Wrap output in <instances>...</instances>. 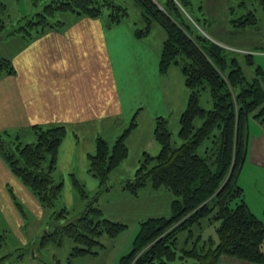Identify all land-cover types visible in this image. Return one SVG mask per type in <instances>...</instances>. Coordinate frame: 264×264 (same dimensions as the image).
Segmentation results:
<instances>
[{"label": "trees", "instance_id": "1", "mask_svg": "<svg viewBox=\"0 0 264 264\" xmlns=\"http://www.w3.org/2000/svg\"><path fill=\"white\" fill-rule=\"evenodd\" d=\"M142 9L144 27L137 28L138 37L150 33L158 23L166 31L159 60L160 72L180 67L188 102L180 116L179 141L174 144L168 119H156L155 138L160 144L157 154L144 152L133 178L125 179L123 187L138 196L150 184L153 190L167 188L174 194L170 214L148 216L139 221V229L131 249L119 259V264H174L178 257V233L189 236L198 228L194 244L180 248V258L189 264H221L223 257L252 263H264V223L250 209L244 197L238 174L247 154L248 119L256 118L264 128V68L257 65L249 77L239 54L209 37L201 18L190 11L191 0H136ZM264 11V0H257ZM40 7L32 16L17 20L11 29L27 39L64 24L53 19L58 12L76 16L103 17L108 24L123 21L125 6L115 0H31ZM243 4V2H241ZM108 15L104 16V9ZM230 14L228 23L242 29L259 23L254 10ZM3 19L0 16V31ZM217 32V31H216ZM211 35V34H210ZM245 63L254 65L253 55L245 53ZM9 57H0V74L13 73ZM210 91L211 108L201 104L202 93ZM134 114L127 127L109 141L96 139V149L89 154V171L99 180V189L89 198L84 184L72 176L74 187L87 199L84 210L74 216L56 202L63 194V181L57 179L58 149L67 128L61 124H35L33 141H25L8 130L0 133V155L11 171L26 185L40 202L48 228L41 234L39 245L49 242L63 244L64 238L73 241L68 257L73 259L98 256L105 247L101 238L106 234L115 239L127 224L104 215L99 204L103 191L110 188L112 171L119 167L129 153L128 136L137 126ZM15 199L14 193L11 192ZM16 205L20 206L16 200ZM235 203V204H234ZM218 240L203 239L204 226L214 224ZM202 239V244L199 240ZM2 257L1 264L22 263L24 251ZM141 252L140 254H138ZM33 257V254L31 255ZM39 264H50L46 261Z\"/></svg>", "mask_w": 264, "mask_h": 264}, {"label": "crops", "instance_id": "2", "mask_svg": "<svg viewBox=\"0 0 264 264\" xmlns=\"http://www.w3.org/2000/svg\"><path fill=\"white\" fill-rule=\"evenodd\" d=\"M39 9L31 0H0L1 47L15 70L0 74V133L8 130L33 141V125H64L67 133L54 174L62 175L64 190L74 187L72 176L87 179L95 190L99 180L89 171V154L96 149L97 137L113 141L136 114L137 126L128 136L129 153L121 163L135 169L144 152L160 150L154 133L157 117L176 111L173 125L179 131L188 88L178 66L160 72L163 40L155 47L147 41L148 34L138 37L130 23L108 24L103 17L71 14L64 24L31 39L19 32L7 35L19 18ZM131 159L134 167L128 163ZM10 187L19 189L43 214L36 196L0 155V194L18 218ZM239 260L223 257L220 263L264 264Z\"/></svg>", "mask_w": 264, "mask_h": 264}, {"label": "rangeland", "instance_id": "3", "mask_svg": "<svg viewBox=\"0 0 264 264\" xmlns=\"http://www.w3.org/2000/svg\"><path fill=\"white\" fill-rule=\"evenodd\" d=\"M49 1L51 0H41V3ZM115 1L125 6L127 9V14L123 19L124 23H130L137 28L144 27L142 9L136 0ZM191 1L192 8L190 11L193 12L192 10L194 9L193 13L201 18L200 22L209 34V37L212 36L211 38L216 42L229 49L235 50L239 54L243 68L249 77L253 75L252 73L255 66L261 65L264 68V11L257 0ZM241 2H243V4H241ZM234 10L237 12L236 14L254 10L259 20L258 25L253 28H251L252 25H250L245 29L231 26L228 20L230 19V14L234 15ZM108 11V9H104V16L108 15ZM70 15L71 13L69 12H58L53 19L57 20L61 18L66 20ZM10 34H13V32L9 31L7 33V35ZM148 35L147 41H150L156 47L158 43L160 44L162 40L165 39L166 31L158 23H153ZM2 40L3 38L0 37V57L4 56L1 47L3 44ZM246 52H250L253 55L254 65L252 67L245 63ZM201 104L205 108H211L212 106V99L208 89L202 93ZM167 116L168 117H165L168 119L169 129L172 131L173 142L177 144L180 142L176 133L178 129H176V125H173L176 123V111L172 110ZM247 126V154L238 174V182L243 187L244 197L250 209L264 223V128L259 121L252 116L249 117ZM128 163L134 167V159L128 160ZM138 163L137 161L136 166H138ZM136 168L137 167H135V169H130L123 166V164L115 168L110 176V188L102 192L98 204L102 208L105 216H111L113 220L126 223V229L115 239H110L104 234L101 240L105 244V247L100 249L98 256L73 259L71 263L68 257L73 246V241L70 238H64L63 244L61 245H57L54 242H49L45 246L39 245L38 242L41 234L48 228H53L47 226L48 218L44 210L43 214H39L34 203L27 199L28 197L24 194L22 195L19 189L10 187L14 193V200L20 204V213L17 218L16 213H13L10 207L5 206L6 202L4 200V195L2 196L0 194V201L3 205V207H0V264L2 263L3 256L10 253H17L16 250L20 248L24 251L22 260L24 264H39L44 261L50 264H119L120 257L127 253L132 247L134 238L139 229L140 219L138 218L160 216L162 214L169 215L170 204L175 197L167 188L161 187L158 190H153L150 184L142 188L138 196L131 194V192L123 187L122 183L125 179L134 177ZM58 174H60V170ZM55 176L57 179H62V175L56 174ZM63 177L66 178L65 176ZM79 178L82 182L86 183L84 188L89 198L93 199L99 186L97 185V188L94 190L92 187L95 186H92L87 179L84 178L85 181L81 179V177ZM86 202L87 199L81 197L76 187H72V189L68 190H64L63 187V194L56 202V209L67 206L71 210V214L77 216L84 210ZM20 216L24 219L21 227L19 226L21 222ZM201 233L203 234V239L212 237L215 241L218 240L215 223L205 225ZM198 234L197 226L194 227L192 236H189L188 231L185 230L178 233V257L173 261L174 264H189L192 261L191 259L186 262L183 261L179 257V254H181L179 250L181 247L185 246L187 238H189L188 246L190 247L193 245L194 241L198 238ZM198 242L202 244V239ZM140 253L141 252L138 254ZM32 254L33 257H31ZM239 261L244 260L240 259Z\"/></svg>", "mask_w": 264, "mask_h": 264}]
</instances>
